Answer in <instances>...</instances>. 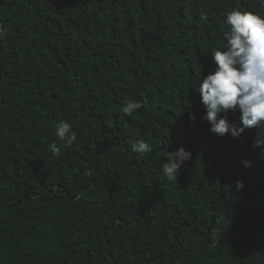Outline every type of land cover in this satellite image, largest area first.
<instances>
[{
	"label": "trees",
	"instance_id": "1",
	"mask_svg": "<svg viewBox=\"0 0 264 264\" xmlns=\"http://www.w3.org/2000/svg\"><path fill=\"white\" fill-rule=\"evenodd\" d=\"M233 9L264 0H0V264H264V126L212 133L197 89Z\"/></svg>",
	"mask_w": 264,
	"mask_h": 264
},
{
	"label": "clouds",
	"instance_id": "2",
	"mask_svg": "<svg viewBox=\"0 0 264 264\" xmlns=\"http://www.w3.org/2000/svg\"><path fill=\"white\" fill-rule=\"evenodd\" d=\"M199 18L207 21L208 16L201 13ZM226 22L230 26V32L225 34L227 43L213 49L216 70L202 77L196 88L207 109L203 119L210 124V131L219 136L231 133L233 138H239L246 128L258 124L264 126V15L233 9L227 13ZM141 107L140 102L129 99L119 111L132 116ZM237 107L241 112L240 128L231 125L226 115H220ZM190 118L195 120V114H190ZM55 135L60 140L67 139L69 147L77 139L66 120L56 124ZM254 147L264 149V137H258ZM131 148L142 157L152 151L143 139L131 143ZM49 149L53 154L60 151L56 143H51ZM164 157L166 162L161 165L162 172L171 181L191 153L180 148L165 151ZM243 163L246 167L251 166V161ZM236 186L242 189L243 181H237Z\"/></svg>",
	"mask_w": 264,
	"mask_h": 264
}]
</instances>
